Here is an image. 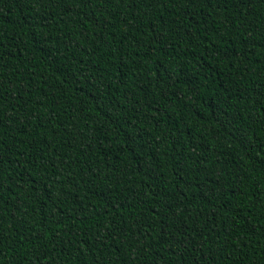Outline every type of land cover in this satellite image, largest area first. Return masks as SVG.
Masks as SVG:
<instances>
[{"label":"trees","instance_id":"16d2710c","mask_svg":"<svg viewBox=\"0 0 264 264\" xmlns=\"http://www.w3.org/2000/svg\"><path fill=\"white\" fill-rule=\"evenodd\" d=\"M0 264H264V0H0Z\"/></svg>","mask_w":264,"mask_h":264}]
</instances>
